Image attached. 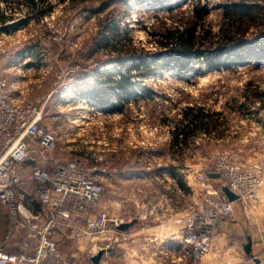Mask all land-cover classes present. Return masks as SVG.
<instances>
[{
    "label": "rangeland",
    "instance_id": "obj_1",
    "mask_svg": "<svg viewBox=\"0 0 264 264\" xmlns=\"http://www.w3.org/2000/svg\"><path fill=\"white\" fill-rule=\"evenodd\" d=\"M196 1L46 0L31 5L28 0H0V71L18 82L13 96L22 104H33L41 122L55 131L53 164L79 163L103 186L99 204L117 184L116 196L125 203L114 212L102 209L109 218L131 222L134 211L126 201L134 195L147 198V182L153 202L160 193L170 202L175 191L171 176L176 173L178 189L180 180L184 185L178 204L185 218L204 196L197 174L212 171L221 156L264 171V98L254 96L264 92V0H200L209 8L199 26L200 31L211 32L204 45L217 42L223 24L231 27L225 9L234 11L240 1L258 4V18L246 30L256 54L245 61L214 65L207 56L184 68L173 60L167 67L151 61L162 32L189 16ZM130 49L144 52L142 59L149 63L136 69L133 64L141 58H126ZM98 69L109 71L98 74ZM128 74L135 88L114 96L122 110L107 112L86 99L97 79L116 80ZM190 108H201L208 117L203 126L194 123L186 143H180L182 135L177 143L175 132L189 124L184 113ZM31 169H23L27 173L19 190L27 202L36 191ZM160 180L165 184L162 189L157 185ZM210 183L222 185L221 180ZM127 237L112 230L93 236L107 249L127 242ZM62 247L72 260L88 252L76 244ZM93 249L91 254L98 248ZM248 260L255 264L252 256Z\"/></svg>",
    "mask_w": 264,
    "mask_h": 264
},
{
    "label": "built area",
    "instance_id": "obj_2",
    "mask_svg": "<svg viewBox=\"0 0 264 264\" xmlns=\"http://www.w3.org/2000/svg\"><path fill=\"white\" fill-rule=\"evenodd\" d=\"M17 83L0 71V203L8 209L11 222L6 236L0 239V264H88L93 255L90 250L82 259L72 260L65 256L60 240H87L107 230L123 236L117 226L125 221L93 211L104 189L79 163H52L57 135L41 122L33 104H22L13 96L19 88ZM27 166H31L30 179L36 183L31 202L19 193ZM210 172L219 174L221 186L210 183L214 180ZM210 172L201 171L196 176L204 196L183 218L184 237L180 247L173 249L177 255L165 247L159 251L163 258L157 264H200L211 249L217 221L232 217L237 203L244 212L259 203L260 191L264 190V171L260 168L240 166L221 156ZM222 186L237 196L235 201L227 199ZM19 228L27 229L28 238L34 241L32 254L27 251V242L16 254L8 250ZM95 245L99 250L107 249L103 243Z\"/></svg>",
    "mask_w": 264,
    "mask_h": 264
},
{
    "label": "crops",
    "instance_id": "obj_3",
    "mask_svg": "<svg viewBox=\"0 0 264 264\" xmlns=\"http://www.w3.org/2000/svg\"><path fill=\"white\" fill-rule=\"evenodd\" d=\"M177 175V173L173 174L175 177ZM173 176H171L173 181L171 186L175 191L174 198H170V202L167 199L168 195L166 197L164 193L155 197L153 202L150 196L152 192L149 182H147L146 199L134 195L126 201L127 206L134 211L133 220L135 219L136 222L127 231H121L125 232L123 236H128L127 242L121 240L113 248L105 249L100 264H157V260L163 258L159 251L165 247L172 249L169 251L170 254L177 255L173 249L180 247L184 237L183 209L178 204V191L182 193L181 188H184V185L180 180L178 189V178L175 180ZM213 181L217 182L219 178H214ZM157 185L159 189H162L165 184L163 185V180H160ZM115 186L111 187L110 193L102 198L95 210L106 208L114 212L120 204L124 205L125 202L120 201L117 197L119 190L117 184ZM149 192L150 194H148ZM260 197L259 203L252 205L248 211L244 212L240 204L237 203L232 217L217 221L211 249L200 264H250L248 258L251 256L257 257L259 264H264L263 189L260 191ZM10 225L8 209L0 205V239L6 236ZM28 236L27 229H17L8 250L16 254L19 252V246L27 242V251L33 252L34 241ZM248 237L251 239V255H247L244 249ZM96 241L93 237L87 240L63 238L59 244L61 249L62 246L76 244L80 248L84 247L94 251L93 248L97 246H94L93 243ZM99 251L97 249L92 256ZM91 264L94 263L91 261ZM164 264H170V262L164 261Z\"/></svg>",
    "mask_w": 264,
    "mask_h": 264
},
{
    "label": "trees",
    "instance_id": "obj_4",
    "mask_svg": "<svg viewBox=\"0 0 264 264\" xmlns=\"http://www.w3.org/2000/svg\"><path fill=\"white\" fill-rule=\"evenodd\" d=\"M28 1L31 5H36V1L44 2L46 0ZM258 10L259 6L257 3L242 1L235 5L234 11H230L228 8L225 9L224 16L228 21L227 25H231V27H225L223 24L217 42L209 40L204 45V37H208L211 32L210 30L200 31L199 26L209 15V8L200 0H197L193 4L192 12L189 16L182 18L180 23L165 28L160 38L156 41L159 51L154 54L155 56L151 61L157 67H167L173 60L181 68L187 67L195 58H204L207 56L212 57L213 61L210 63L214 65L228 66L243 62L246 60V56L256 54V44L247 38L246 30H248L249 24H255L258 18L256 15ZM232 27H234V30H232ZM128 53L126 58L130 60L141 58L139 62H134L133 64L136 69L140 68V64L149 63L142 59L145 54L144 52L140 53L134 49H130ZM107 71L109 70L103 71L98 69L96 73H105ZM127 72L129 73L130 69H127ZM110 73L109 75H111ZM129 76L130 74L123 75L116 80L112 76H108L104 80L97 79V86L85 93L86 99L91 105L107 112L122 110V105L115 100L114 96H120L119 90L127 95L135 88V83L129 80ZM117 90L118 93L116 92ZM254 96L264 98V92H255ZM195 109L190 108L185 111L184 114L189 119V124L183 129L177 128L174 136V141H177V143L179 135L183 137L180 143H186L189 135L194 132V123L195 125L199 123L203 126L204 119L208 117L203 112V109ZM29 253L32 254L33 252Z\"/></svg>",
    "mask_w": 264,
    "mask_h": 264
},
{
    "label": "water",
    "instance_id": "obj_5",
    "mask_svg": "<svg viewBox=\"0 0 264 264\" xmlns=\"http://www.w3.org/2000/svg\"><path fill=\"white\" fill-rule=\"evenodd\" d=\"M209 177L217 178L219 177V174L210 172ZM222 192L224 193V195L227 197L229 201H235L237 198V196L233 192H231L227 186H222ZM135 222H136L135 219L132 220L131 222H122L117 226V229L120 231H127L129 227L132 226ZM244 249L247 255H251V239L249 237L247 239V243L244 245ZM105 251H106L105 249L100 250L97 254L92 256L91 261L94 264H100V259L102 255L105 253ZM252 258L255 263L259 264V259L257 257L252 256Z\"/></svg>",
    "mask_w": 264,
    "mask_h": 264
},
{
    "label": "bare ground",
    "instance_id": "obj_6",
    "mask_svg": "<svg viewBox=\"0 0 264 264\" xmlns=\"http://www.w3.org/2000/svg\"><path fill=\"white\" fill-rule=\"evenodd\" d=\"M103 110V109H102Z\"/></svg>",
    "mask_w": 264,
    "mask_h": 264
}]
</instances>
